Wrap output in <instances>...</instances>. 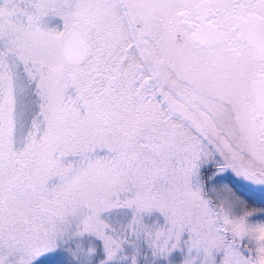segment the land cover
<instances>
[{
  "label": "snow or ice",
  "instance_id": "1",
  "mask_svg": "<svg viewBox=\"0 0 264 264\" xmlns=\"http://www.w3.org/2000/svg\"><path fill=\"white\" fill-rule=\"evenodd\" d=\"M0 264H264V0H0Z\"/></svg>",
  "mask_w": 264,
  "mask_h": 264
}]
</instances>
